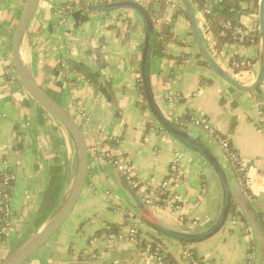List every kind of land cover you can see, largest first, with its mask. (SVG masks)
I'll list each match as a JSON object with an SVG mask.
<instances>
[{
	"label": "crops",
	"instance_id": "0c3cea01",
	"mask_svg": "<svg viewBox=\"0 0 264 264\" xmlns=\"http://www.w3.org/2000/svg\"><path fill=\"white\" fill-rule=\"evenodd\" d=\"M192 1L216 62L241 85H254L263 67L261 40L257 46L226 41L218 50L200 2ZM224 1L208 3L215 13L260 33V8L247 13L244 4L241 11H227L221 8ZM26 4L27 0H0V79L5 78L0 82V169L8 167L18 176L10 230L6 236L0 235V263L62 207L78 167L76 145L68 131L28 95L18 78L8 74L16 75L13 42ZM111 4L113 11L107 9ZM65 5L76 11L61 28L57 12ZM146 9L160 18L147 55L144 20L126 1L40 0L23 41V62L38 85L81 127L89 147V170L74 211L29 263L81 261L93 237L105 236L103 231L111 225L126 229L130 224L127 214L132 212L142 236L161 244L173 264H190L183 257L186 246L203 264H247L250 257L252 264H264V195L254 201L247 199L216 139L200 127L179 124L191 114L203 117L242 156L255 160L264 182V82L253 93L242 92L202 64L190 20L180 11L181 0L152 2ZM165 27L173 35L168 42L163 41ZM233 58L249 59L253 66L235 73L229 63ZM63 63L77 74L66 77ZM145 86L151 87L163 117L224 167L232 185L231 206L240 218L237 225L228 219L215 235L210 234L224 208L221 182L197 152L167 132L150 130L153 125L162 126L148 105ZM115 138L120 139L119 145L112 142ZM110 151L134 166L153 197L168 178L172 157L178 153L186 180L172 182L170 190L180 195L188 222L145 205L105 158ZM201 237L204 239L197 240ZM95 260L97 264H155L143 259L131 244H121L111 252L97 251Z\"/></svg>",
	"mask_w": 264,
	"mask_h": 264
},
{
	"label": "built area",
	"instance_id": "2783aa9c",
	"mask_svg": "<svg viewBox=\"0 0 264 264\" xmlns=\"http://www.w3.org/2000/svg\"><path fill=\"white\" fill-rule=\"evenodd\" d=\"M108 2H132L139 4L145 8L152 2H160L161 0H106ZM210 0H198L202 9L203 15L208 19L209 28L214 22H217L220 27V37L226 39L229 43L240 46H257L260 43V35L258 31L245 27L237 22H234L228 18H218L213 8L209 5ZM177 9V6H173ZM76 9L72 5H65L61 7L57 14L59 17V26L62 28L66 25L69 18L75 13ZM153 22L157 28L160 24V18L156 14L151 15ZM161 31L159 29L158 33ZM230 67L233 72L247 71L253 63L249 59L233 58L229 59ZM64 75L66 77L76 75V71L72 69L66 63L62 64ZM11 79H16L14 72L8 73ZM71 79V78H70ZM5 78H1L4 81ZM72 85V84H71ZM170 103H174V99H169ZM2 115L0 114V117ZM186 123L192 124L196 127L204 129L207 133L213 136L217 143L220 145L224 154L226 155L230 168L237 178L239 188L245 197L251 201L256 200L260 196L264 195V182L260 178V173L255 166V160L242 156L229 142L228 139L219 134V132L211 125L210 122L203 117L196 114L188 115L182 121H179L181 126ZM152 132L160 131L164 133L162 127L155 125L151 126ZM112 142L116 145L120 144V139H112ZM105 158L117 169L122 177L129 183V185L140 196L142 202L150 207L168 211L170 217L174 220L186 223L188 222L185 214V205L178 193L170 190L172 182L181 183L186 180L181 167V157L178 153H174L171 160V168L168 178L164 179L159 185V191L153 197L147 192L149 190L148 185L141 181L136 174L134 166L126 161H123L121 157L115 156L112 151L105 154ZM18 182V176L11 171L10 168L5 167L0 169V235L6 236L10 230L11 220L13 217L12 208V194L15 189V185ZM127 219L130 222L126 229L119 230L117 232H109L105 236L93 237L87 249L81 254L82 261H95L97 251L98 252H111L115 250L121 244L135 245L139 249L140 256L146 261L153 262L155 264H169L167 261V252L164 247L154 240L145 239L139 228L136 226L137 216L135 213L129 212ZM229 223L231 225H237L240 221L239 215L234 214L229 216ZM193 225H198V222L193 221ZM99 250H98V249ZM183 257L190 264H200L199 258L195 255L190 247L186 246L183 251ZM253 259L250 257L247 264H252Z\"/></svg>",
	"mask_w": 264,
	"mask_h": 264
},
{
	"label": "water",
	"instance_id": "95a60500",
	"mask_svg": "<svg viewBox=\"0 0 264 264\" xmlns=\"http://www.w3.org/2000/svg\"><path fill=\"white\" fill-rule=\"evenodd\" d=\"M182 7L188 16L192 34L199 48L200 54L209 67L224 81L229 83L231 86L239 91L246 93H253L257 91L264 82V0L260 1V35H261V47L263 51V67L261 74L254 85L251 87H245L241 85L230 73L224 70L216 62L211 52L209 51L204 37L198 25L197 15L192 0H181ZM40 0H27L23 16L20 24L15 32L12 60L15 68L16 76L21 83L23 89L28 95L38 102L47 112H49L71 135L76 145L78 154V167L75 178L71 185L68 197L66 198L62 207L51 217L47 223L26 243L4 259L0 264H26L29 262L38 252L44 248L49 241L59 232L61 227L65 224L67 219L74 211L86 185L88 170H89V147L84 132L73 117L53 98H51L36 82L30 71L27 69L22 58V45L29 29V26L33 20V17L37 11ZM131 5V9L140 13L144 20L146 29V40H145V54H149L152 49L153 43L156 38V27L153 22V18L145 7L132 3L126 2ZM114 4L107 6L108 10H114ZM82 73V71H80ZM87 77L88 72H83ZM93 80H96L95 75H90ZM150 86H145V93L148 98V105L152 112L159 119L162 128L165 132L178 139L185 146L194 152H197L213 169L215 174L218 176L221 185L224 190V208L218 223L211 229L210 234L215 235L219 229L223 228L229 218L231 209V196H232V185L230 184L224 167L217 161L213 155L200 143L193 140L187 135V133L171 121L163 117V111L157 104L155 96L151 92ZM61 264H97L91 261H71Z\"/></svg>",
	"mask_w": 264,
	"mask_h": 264
},
{
	"label": "trees",
	"instance_id": "16d2710c",
	"mask_svg": "<svg viewBox=\"0 0 264 264\" xmlns=\"http://www.w3.org/2000/svg\"><path fill=\"white\" fill-rule=\"evenodd\" d=\"M244 4H247L248 5V8H246V10H244L247 13H251L254 10H259V8H260V0H225L221 4V8H223L224 10H227V11H241L243 9V5ZM164 6L165 5L162 4V7L163 8H164ZM180 11L185 14L184 9H181ZM217 17L218 18H227V17H224V16H222L220 14H217ZM212 32H213L214 38L216 40V44H217L216 48L218 50H220L224 46V44L226 43L227 40L220 37V27H219V25H218L217 22H214L213 23V25H212ZM259 35H260V33H259ZM172 37H173V35H172L171 31H170V28L165 27L164 32H163V41L168 42L170 39H172ZM202 64L207 65V63L205 61H202ZM75 69L77 70V68H75ZM71 84L74 85L75 82L72 81ZM141 90H142V88H141ZM142 94L144 95V91H142ZM234 214H237V212H236L234 206L232 205L231 206V209H230V215H234ZM117 231H119L118 226L111 225L108 230L103 231V232L109 233V232H117ZM103 232H100V233H103ZM203 239L204 238L201 237V238H198L197 240H203ZM166 259L169 262V264H173L170 261L169 255H167V258ZM200 264H203L201 260H200Z\"/></svg>",
	"mask_w": 264,
	"mask_h": 264
},
{
	"label": "rangeland",
	"instance_id": "374dc122",
	"mask_svg": "<svg viewBox=\"0 0 264 264\" xmlns=\"http://www.w3.org/2000/svg\"><path fill=\"white\" fill-rule=\"evenodd\" d=\"M36 256V255H35ZM35 256L30 260V261H32L34 258H35ZM96 261V260H95ZM29 263V262H28ZM28 263H26V264H28ZM30 264V263H29Z\"/></svg>",
	"mask_w": 264,
	"mask_h": 264
},
{
	"label": "bare ground",
	"instance_id": "6f19581e",
	"mask_svg": "<svg viewBox=\"0 0 264 264\" xmlns=\"http://www.w3.org/2000/svg\"><path fill=\"white\" fill-rule=\"evenodd\" d=\"M26 56V55H25Z\"/></svg>",
	"mask_w": 264,
	"mask_h": 264
}]
</instances>
